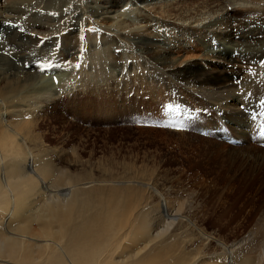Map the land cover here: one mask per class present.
I'll return each instance as SVG.
<instances>
[{
  "label": "rangeland",
  "instance_id": "374dc122",
  "mask_svg": "<svg viewBox=\"0 0 264 264\" xmlns=\"http://www.w3.org/2000/svg\"><path fill=\"white\" fill-rule=\"evenodd\" d=\"M168 1L175 0H148L138 5L120 0V3L124 4L126 17L140 22L148 17L149 9ZM37 2L28 5L15 0L0 1V11L15 15L17 20L12 21L15 25L26 18L29 20L25 22L31 24L34 20L35 28L31 32L24 30L26 35L37 32L38 36L47 32L46 25L50 26L55 18L41 9L43 1ZM105 2L78 0L79 12L94 5L101 7ZM77 14L74 13L75 19ZM116 16L113 14V18ZM79 22L75 20L55 35L64 36L63 39L43 40V45L39 42L33 45L0 24V75L11 74L21 80L24 72L34 73L38 76L33 80L43 76L46 85H55L54 92L43 93L32 91L28 81L22 95L31 97L35 103L19 106L14 100L1 108L0 131L15 127V143L55 169L107 183L131 179L140 192L149 188L148 197L154 207L164 203L165 211L168 208L174 211L182 206L181 250H200L204 262L209 255L220 254L249 233L255 234L253 241L259 253L264 244V136H257L255 127H251L259 119L251 117L250 111L263 112L264 104L257 97L250 98L249 117L234 114L233 109L243 108L241 102L247 100L248 88L258 85L256 90L264 92L263 78L235 64L233 70L240 71L238 83L242 81L224 101L231 110L221 109L219 103H215L219 106L215 110L214 101H204L180 85L174 86L177 100L166 106V93L158 85L154 89L160 99L155 93L147 98L131 85L128 92L121 90L123 67L129 68L138 60L129 58L130 51L124 52L119 43L114 45L113 54L123 59L117 64L108 63L100 52L101 46L89 48L82 33L86 29ZM105 23L111 26L110 21ZM96 25L104 27L101 23ZM235 31L245 35L257 32ZM228 33L222 31L219 35L224 37ZM131 44L144 46L137 41ZM215 46L208 51L211 57L193 55L188 57L187 64L194 71L211 76L219 73L227 61H242L240 58L250 54L244 47L220 43ZM48 47H56L58 53L50 52L52 59L40 62L41 51ZM91 51H96V55ZM180 56V61L187 58L184 53ZM178 63L179 60L174 65ZM61 69H66L63 75L54 73H60ZM18 74L20 78L16 77ZM243 82L249 83L242 85ZM44 97L47 100L41 101ZM148 102L155 105L148 107Z\"/></svg>",
  "mask_w": 264,
  "mask_h": 264
},
{
  "label": "bare ground",
  "instance_id": "6f19581e",
  "mask_svg": "<svg viewBox=\"0 0 264 264\" xmlns=\"http://www.w3.org/2000/svg\"><path fill=\"white\" fill-rule=\"evenodd\" d=\"M15 1L29 5L34 0ZM38 1V4L43 1L41 9L47 14H53L55 18L50 26L46 25L45 34L37 36L35 32L34 35H26L24 29L31 32L34 27L32 24L36 22L33 20L32 24L31 21L27 23L25 21L29 19L26 18L24 22L15 25L12 23L16 19L15 15L6 11H0V24H5L7 31L11 29V34H20L32 44H42L43 40L54 42L63 39L64 36L55 35L75 20H81V28L83 25L86 29L82 32L85 42L93 50L101 46L100 52L105 61L117 64L123 59L113 54L114 45L119 43L123 45L124 52L130 51L129 58L138 60L129 68L125 66L127 69L123 67L120 89L124 92H128L131 85L137 87L133 88L135 92L140 90L148 98L156 94L154 85H158L166 93L164 98L168 103L164 101L167 106L177 100L174 86L180 85L182 89L204 101H214L215 110L219 107L215 103L222 104L220 108L223 110H231L224 101L231 97L242 81L238 83L240 71L238 73L233 70L237 64L263 78L264 83V0L168 1L149 9L148 17L140 22L125 16L124 4L120 0H106L101 7L94 5L88 7V10L82 8L80 12L78 0ZM121 1L138 5L148 0ZM113 7L121 10H114ZM74 13H78L76 19ZM113 14L117 15L116 18H113ZM106 21H110L111 26H106ZM96 23L103 24L105 28H99ZM235 29L243 33L252 29L257 32L245 35ZM227 30V36L219 35L222 31L227 33ZM133 41L144 46L136 47L131 44ZM219 43L228 47H244L250 54L240 58L242 61H227L219 73L211 76L200 74L187 64L188 57L193 55L211 57L208 51ZM54 44L52 43L53 46ZM50 52L56 55L58 50L56 47L48 50L43 48L39 61H50ZM91 52L93 55L97 53ZM182 53L187 58L180 61ZM87 55L90 57L91 53L87 52ZM178 60V65H174ZM65 71L66 69H61L60 73H54L63 75ZM23 75L21 80H16L11 74L0 75V110L14 100L18 105L31 103V97L22 95L28 81H31L28 87H32V91L54 92L52 88L55 85H46L43 76L38 77L40 80H33L38 75L26 72ZM16 77L21 76L18 74ZM249 82H243L242 85ZM257 86L248 88L245 94L247 100L241 102L243 108L235 105L234 114L249 117L252 106L249 99L252 97L259 98L264 104V92L257 91ZM155 97L160 99L161 95L156 94ZM45 99L47 100L44 97L41 101ZM156 101L152 100L155 104ZM153 103L148 102L146 106L153 107ZM250 112L253 114L251 117L259 119L257 125L251 127H255L257 136H264V109L263 112L260 109H251ZM14 132L15 127L0 131V264L264 262V244L258 253L253 241L255 234L251 233L240 242L225 247L220 254L209 255L208 261H202L203 254L200 250H181L182 206L174 211L170 208L165 211L167 207H164V203L154 207L148 197L149 188L140 192L131 179H114L115 181L107 183L55 169L46 160L39 157L35 159L23 147H19L15 143L17 134ZM21 162L24 163L22 167L19 166Z\"/></svg>",
  "mask_w": 264,
  "mask_h": 264
},
{
  "label": "snow or ice",
  "instance_id": "6c2138e0",
  "mask_svg": "<svg viewBox=\"0 0 264 264\" xmlns=\"http://www.w3.org/2000/svg\"><path fill=\"white\" fill-rule=\"evenodd\" d=\"M163 126H166L167 127L168 125H163Z\"/></svg>",
  "mask_w": 264,
  "mask_h": 264
}]
</instances>
